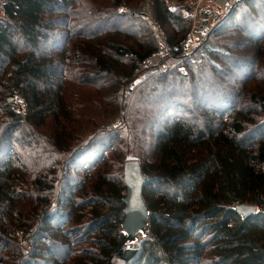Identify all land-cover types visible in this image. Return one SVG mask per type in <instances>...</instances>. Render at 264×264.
Returning <instances> with one entry per match:
<instances>
[{
  "label": "trees",
  "instance_id": "obj_1",
  "mask_svg": "<svg viewBox=\"0 0 264 264\" xmlns=\"http://www.w3.org/2000/svg\"><path fill=\"white\" fill-rule=\"evenodd\" d=\"M97 1H4L0 261L264 264V0L212 14L189 54L188 0ZM122 19L145 22L153 42L128 45L136 34L113 27ZM153 22L175 63L166 72L141 69L158 49ZM127 57L129 75L119 69ZM165 75L168 99H157ZM140 133L151 137L147 151ZM116 156L122 166L139 159L146 176L149 228L134 242L121 229ZM237 204L255 211L243 217Z\"/></svg>",
  "mask_w": 264,
  "mask_h": 264
},
{
  "label": "rangeland",
  "instance_id": "obj_2",
  "mask_svg": "<svg viewBox=\"0 0 264 264\" xmlns=\"http://www.w3.org/2000/svg\"><path fill=\"white\" fill-rule=\"evenodd\" d=\"M105 1H107L108 3L111 2V0H98L97 3L98 4H101V3L105 2ZM136 1L137 0H133L132 1V4H135ZM144 3H146V2H140L139 3L140 12L143 13V14H146L148 17H150V13L148 11V8H147V6ZM186 3L189 6L188 7V10L190 11V14H191L192 18L194 17L195 11L198 14L201 13L200 16H199V18L195 22H193V28L196 27L195 30H194V36H195L196 39L198 37L199 39H197V40H198V42H200L201 41V38L203 37V35H200L201 34L200 32L204 28L206 29L207 26H213L216 20L213 19V16L209 12V9L206 8L207 3H203V4H190V2H186ZM170 5L172 7H174V3L172 1L170 2ZM255 6H258V3L257 2L255 3ZM122 9H123V7H122ZM122 9L121 10L119 9V11H122ZM206 12H209L210 14L209 13H206ZM214 15H216V14H214ZM240 16H241V13H238L236 15L235 20H233V21L236 23L237 22V19ZM204 22H205V24H204V28H203L202 25H203ZM156 23L157 22H153V26H154V31L156 33L157 45L159 47V40H158L159 30L156 28ZM110 24L105 25L103 27L104 28H108V29L109 28H112V27H110ZM146 25L147 24L145 22L141 21V20L140 21H137V22H132V20L126 21L125 19H122V20H119V21L114 22V26L113 27H115L116 29H121L123 31H126L127 33L136 34L137 41L136 42L133 41V40L125 41L128 45H136V44H138V42H142V44H150L151 42H153V40L150 38V36L147 33V31L143 30ZM205 29H204V31H205ZM198 33H199L200 37L198 36ZM102 34H104V33H102ZM163 34H164V32H163ZM164 36H165V34H164ZM121 39L124 40V36H121ZM169 56H170V51L168 52V54L166 56L161 57L159 59V61L157 63H155V64L154 63H150L149 60L147 59L144 63H142V68L141 69L142 70L143 69L144 70H149V71L155 70V69H159L160 72H166V71L169 70V67H172L175 64L169 58ZM130 63H131V59H130V57H127V58H125L123 60L122 64L119 66V69L121 71H123L125 75H129ZM165 64H167L169 67H164L163 65H165ZM142 72H144V71H142ZM173 76H175L176 77V80H177L176 81V84L174 86H177L178 85V82L180 80L178 79L177 75H173ZM170 78H171V76H166L165 75L164 76V81L162 83H158L157 84V90L155 92L156 93V96H157V99H159V98H166V99H168L167 97L161 96L160 94H162L165 91V88H169L170 87V85H169ZM92 94H93V92L89 96H91ZM105 101H107V99H105ZM137 108L138 109H144L145 107L142 104H139V106ZM170 113L171 112H169L167 114H170ZM174 113H179V114L185 113V109L181 108V109L175 111ZM82 116L83 115H81V117ZM166 117H167L166 115H163L162 118H161V120L158 123H156L155 128H157L160 125L161 121L163 119H165ZM120 123H121V118L118 117V118H116L114 120L113 125L115 126V125H118ZM133 128L135 130H138V131H140V129H141L139 123L134 124ZM138 140H140L141 142L136 143V144L139 145V147L141 149H143L144 151H147V149L149 148V144H150L151 137L147 138V135L146 134L140 133ZM114 143H115V146L117 148L118 147V144H119L118 140H115ZM110 158H112V156H110ZM115 159L117 160V162L119 161V157L118 156H116L114 159H112L110 168L113 169L112 170L113 172H118L119 173V172H121V167H122V173H123V166L119 162L118 163L117 162H114ZM132 159H137V158H133L132 157ZM137 160H139V159H137ZM68 198H70V197H68ZM17 228H19V227H17ZM18 235L20 236V241H21L22 240L21 232L18 233ZM142 236H144V235H142ZM0 264H4V263L0 261Z\"/></svg>",
  "mask_w": 264,
  "mask_h": 264
},
{
  "label": "water",
  "instance_id": "obj_3",
  "mask_svg": "<svg viewBox=\"0 0 264 264\" xmlns=\"http://www.w3.org/2000/svg\"><path fill=\"white\" fill-rule=\"evenodd\" d=\"M146 176L144 175L140 161L127 160L123 165V181L126 193L123 197L124 216L121 221L122 232L126 235L127 242H134L138 234L146 235L149 228V210L142 195V187ZM235 210L246 216L255 211L253 205L237 204Z\"/></svg>",
  "mask_w": 264,
  "mask_h": 264
},
{
  "label": "built area",
  "instance_id": "obj_4",
  "mask_svg": "<svg viewBox=\"0 0 264 264\" xmlns=\"http://www.w3.org/2000/svg\"><path fill=\"white\" fill-rule=\"evenodd\" d=\"M4 1L5 0H0V16H2L4 14ZM238 0H188L187 2H190V4H203V3H207L206 8L209 9V12L211 14H222L224 13L231 5H233L234 3H236ZM174 3V1H172ZM175 5V4H174ZM120 10L122 9V7L119 8ZM201 13H197L195 11L194 13V17H193V22H195ZM193 22H192V27L190 30V34H191V40H190V44L186 49V53L189 54L191 52V49L193 47H195L196 45L199 44L198 40L199 39L197 37V39L194 36V30L196 27L193 28ZM156 28L159 30V34H158V40H159V47L158 49L152 54L150 55L147 59L149 60L150 63H157L159 61V59L161 57H164L168 54L169 52V47L168 44L166 43V38L163 34V31L160 27V25L158 23H156ZM155 28V29H156ZM145 59L144 62L147 60ZM15 102L17 104V110L18 111H24L25 110V104L22 101V99L20 98L19 95L15 96Z\"/></svg>",
  "mask_w": 264,
  "mask_h": 264
}]
</instances>
